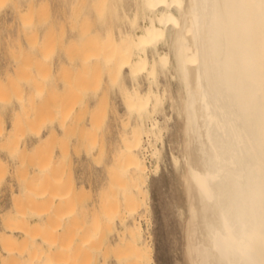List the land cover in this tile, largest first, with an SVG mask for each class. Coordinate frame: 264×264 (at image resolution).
Wrapping results in <instances>:
<instances>
[{
  "label": "bare ground",
  "instance_id": "1",
  "mask_svg": "<svg viewBox=\"0 0 264 264\" xmlns=\"http://www.w3.org/2000/svg\"><path fill=\"white\" fill-rule=\"evenodd\" d=\"M134 1L135 8H130L133 10L132 15L122 14L129 19V29L127 26L126 30L123 29V22L116 24L118 34H115L112 24H105L103 32H92L85 23L82 27L85 30H81L77 37L82 46L90 49L88 57L81 58L83 61L91 59L90 62L101 61L107 65L111 81L119 82L125 69L130 80H134L133 89L125 88L128 91L123 95V103L127 114H134L137 121L128 128L125 126L121 146L113 158V173L119 181L114 196L113 214L104 206L94 213L88 226L87 221H76L73 211L67 210L64 219H74L69 225L66 224L63 239L58 241L55 237L60 233L57 228L60 225L56 223L59 219H53L57 226L55 230H49L46 225L52 221L53 213L56 214L53 210L60 206L58 204L62 196L47 199V206L35 215L37 225L47 227L41 239L32 238L30 227L27 223V227L23 224L22 210L20 213L19 209L15 210L13 220L2 224L0 264H76L77 261L78 264H91V244L96 245L93 241L96 243L103 233L101 231L108 228L109 222L115 218L118 226L112 222L116 228L114 227V237L111 238L113 232L109 235L111 241L108 238L110 242L109 247L107 246L112 250L109 249L113 262H108L109 256L106 253L102 259V254L96 258L94 264H154L151 233L144 227L146 225L143 226L150 209L147 189L149 169L139 151L145 148V136L146 142L151 145L150 155L156 156V162L159 163L157 160L160 158L158 154L161 148H157L155 143L158 139L163 141L160 126L162 122L156 119L147 127L143 124L144 118L156 113L165 96L164 91L169 89L165 88L163 93L153 90L155 86L151 83H157L159 74L175 79L185 92V128L188 129L185 131H188L189 138L187 163L191 178L189 184L193 188L190 197L195 199L193 204L197 214L196 226L192 229L195 230L196 240V247L192 244L195 252L193 255L197 260L195 263L264 264V0ZM25 2L27 4L24 7L29 6L30 9L32 0ZM110 2L113 0H98L100 14L105 12ZM120 9L125 12L122 4ZM139 18L146 22H141V25ZM22 24L26 28L22 32V40L13 43V47L26 48L25 52L20 50L15 58L18 69L27 68L34 55L53 37L50 33L40 37L38 32L29 28L28 21ZM138 26L140 31H134ZM159 43H162L165 50L159 49ZM61 71L55 76L34 73L32 87L27 90L21 84L6 82V79L0 77V89L11 90L15 104L8 131L2 132L1 136L11 140L12 135L21 129V119L35 117L42 102L49 104L46 109L53 106L51 111L59 113L61 110L58 109L72 100V96L68 94L70 89H67L68 78L64 70ZM140 73H145L149 82L148 89L145 92L142 90L143 93L139 92L141 86L139 91L137 87L140 84L137 79ZM31 76H26L24 81H29ZM158 82L157 85H161V81ZM124 83L122 81V85ZM124 86L127 87L128 84L126 86L125 83ZM122 90L123 93L124 89ZM180 100L178 98L174 102L176 106H172V109L176 107L178 114L181 109L184 110ZM57 101L60 104L55 103ZM100 104L103 102L99 106ZM158 113L161 114V111ZM56 120V124L53 123L55 120H50L43 131H34L36 140L29 144L30 147L27 143L22 144L23 153L28 150L30 154H39L43 152L42 145L63 135L67 130L65 127H68L66 117L60 113ZM124 124L127 125V122ZM53 155L50 160H45L44 156L43 161L35 164L34 160H30L32 162L26 167L21 163L25 168L22 174L24 177L16 180V190L11 187L9 190L13 202L18 204L17 200H26L31 196L34 174L49 177L59 171L57 158L54 160ZM12 159L15 158L11 156ZM8 163V158H0V171L4 167L6 170ZM57 182L58 179L55 185L59 184ZM74 185L71 184V194L74 192ZM56 209L59 210L57 207ZM115 209H118V214ZM80 232L81 238H76ZM98 233V239H93ZM18 237L22 238V247L14 250L12 246H16L13 245L15 242L18 244ZM106 240L107 238L104 241ZM33 248L34 260L31 258Z\"/></svg>",
  "mask_w": 264,
  "mask_h": 264
},
{
  "label": "rangeland",
  "instance_id": "2",
  "mask_svg": "<svg viewBox=\"0 0 264 264\" xmlns=\"http://www.w3.org/2000/svg\"><path fill=\"white\" fill-rule=\"evenodd\" d=\"M118 1L114 2L113 0L112 3L110 2L105 12L100 14V8L97 7L98 0H32V7L30 9L29 6L24 7L27 4L25 0H0V77L6 79V82L21 84L27 90L32 87L34 73L38 72L42 75L55 76L61 73V69H63L69 82L67 89H70V91L68 94L72 96V100L69 103L66 102L64 107L58 109L63 113L61 111L58 113L56 110L51 111L53 106L46 109L49 104L42 102L35 117L21 119V129L18 133L12 135L11 140L7 139L4 135H0V158L9 159V163L6 166L8 169L6 168L5 170L4 167L0 171V232L3 225L9 222V220H13V214L18 209L19 213L22 210L23 224L25 223L24 226L28 224L27 226L30 227L31 233L33 232L31 234L33 239H41L42 235H44V230L47 227L49 230H53L57 227L55 226L57 223L58 226L60 225L57 227L60 233H57L55 237L58 241L63 239L66 224L68 223L69 225L70 221L74 219H64L63 216L69 210L73 211L74 216L77 217L76 221H87L88 223L86 222V224L88 226L94 213L104 206L109 208L113 214L114 196L117 193V186L119 184L117 177L113 173V158L121 146L122 135L126 131L124 129L126 128L125 126L128 128L131 123L137 121L134 114H127L123 103L124 93L134 88V80H130L131 77L127 74V69H125L122 74L123 76L121 75V78L124 80L120 78L119 82L111 81V76L107 72V65H104L101 61L99 63L95 60L90 62L92 61L91 59L83 61L81 58L87 56L90 49L82 46L78 42L77 37L81 30H85L82 28L85 23L90 26L92 32H103L105 24H112L116 34V24L125 22L122 25L123 29L126 30V26H129V19L122 14L132 15L133 10H130V8H135L133 6L135 5V1ZM121 4L125 6V12H122L123 10L120 9ZM114 10H118L119 12H115ZM118 13L124 17L120 19L121 16ZM139 20L141 25L146 22L142 18H139ZM25 21L30 22L29 28L33 29L36 33L38 32L40 37L42 34L47 33L52 34L53 37L48 44L40 49L39 53L34 55L27 68L18 69L15 65V58L20 54V50L25 52L26 48L22 47L19 49L13 47V43H16L19 39L22 40V32L26 29L22 23ZM140 24L139 26H141ZM139 26L134 28V31L139 32ZM19 33L20 36H17ZM159 47L160 50H165L162 43H159ZM148 54L150 55V50ZM7 70H10V72L7 73ZM30 75L32 76L29 78V81H24V78ZM138 76V83H143V85H137L138 91L141 88L139 92L143 93L142 90L145 92L148 89L149 82L145 78V73H140ZM158 76L159 80H157V83H151L153 87L155 86L153 88L151 85L153 90H160L159 92L163 93L162 90L164 91L165 88L169 87L171 91L169 89H167L168 91H164L165 96L163 95V101L155 111L157 114L154 112L156 115L152 113L149 117H146L147 119L144 118L143 121L146 127L152 120L157 119L160 123L162 122L160 126H162L161 135H163L161 136L163 137V141L162 139H158L157 143H155L157 148H161L159 150L160 154H158L160 158L157 160L159 163L156 162V159H158L156 156L150 155L151 145L146 142L145 136H143L145 148L139 151L145 158L144 160L149 169L147 189L150 196V209L148 210L149 215L145 213V215L147 214V221L144 219L143 226L146 225L144 227L151 233L154 264H197L195 263L197 261L196 257L193 255L195 254L193 245L195 244L194 247H196L195 230H192L196 226L197 214L195 205L193 204L195 199L194 197V200L191 199L193 192L190 193L193 191V188L189 184L191 182L188 173L189 138L187 136L188 131H185L188 129L185 126L187 123L183 101L185 92L184 88H182L183 86L178 85L175 79L162 74ZM122 81L126 83V86L128 84V86L125 87V83L122 85ZM158 81H161V85H157ZM163 83H166L164 87H162ZM125 88H128V90ZM122 89H124L123 93ZM168 92L170 93L171 100L169 99ZM178 98L182 100H180V104L184 109L183 111L181 109L179 114L175 111L176 107L175 109L173 108L174 110L172 109V106H176L174 102H177ZM13 99V92L11 90L0 89V134L8 131L7 127L13 119L12 110L15 105ZM101 101L103 104L99 106ZM55 103L60 104L58 101ZM161 106L164 109L163 111ZM45 110L48 111L44 112ZM158 110L161 111V114L158 113ZM163 112L165 115L162 114ZM60 113L66 117V124L68 125V127H65L67 129L66 132L63 135L57 136L55 140L51 139L50 143H46L47 145H42L43 152L39 154H30L28 150L25 151L26 153H23L22 144L27 143L30 147L31 145L29 144L36 140L34 131L37 129L43 131L50 120H55L53 123L56 124V119L60 117ZM124 122H127V125ZM52 154H54V160L57 158L58 164L57 162L56 164L59 171L56 174L52 173L49 177L34 174V179L31 181L33 184L31 196L26 200L24 199L25 201L23 199L17 200L18 204L13 202L10 198L9 190L10 187L16 190L18 185V181L16 180L24 177V175L22 176L23 172H25V168L23 169V167L28 166L32 162L30 160H34V164L37 161H43L44 156H46L44 157L45 160H50ZM11 156L16 161L15 159L11 160ZM153 157L155 158L153 159ZM21 163H23V167ZM155 164L156 166H154ZM158 166L159 168H157ZM56 178L59 184L55 185ZM72 183L75 184L73 195L71 194ZM58 195L63 198L58 204L60 206H56L59 210L56 207L53 210L57 215L53 213L52 221L50 220V224L46 225L47 227L45 225H37L35 215L43 211L45 206H47V199H55ZM115 213L118 214V209H115ZM55 217L57 220L59 219L58 222ZM53 219L56 221L55 225ZM112 222L113 224L115 222L118 226L116 218ZM112 222H109L110 226L108 228L106 227L104 231H101L103 232L102 234L99 231L101 234L99 239L97 238L99 233L93 238L98 240L96 243L93 241V244L96 245L91 244L90 247V254H93L90 257L91 264H94L95 259L101 256V254L100 258L102 259L103 254L106 253V256H109H107L109 258L108 262H113L112 254H110L111 249L107 248V246L109 247L111 238L114 237V230L116 228V225H113ZM51 226L53 227L52 229ZM111 233L112 237L110 238L109 235ZM78 234L76 238L80 236L81 232ZM105 238H107L106 241L108 242L104 241ZM108 238H110V241ZM17 239L19 241L22 240L19 237ZM18 240V244H15L16 242L13 243V245H16L12 246L14 250L21 249L22 247V241L19 244ZM105 244H107L106 247ZM31 258L34 260V248L31 250ZM100 258L99 260H101Z\"/></svg>",
  "mask_w": 264,
  "mask_h": 264
}]
</instances>
